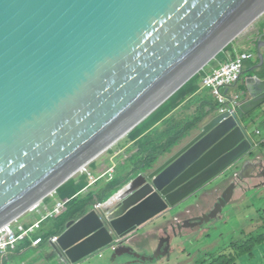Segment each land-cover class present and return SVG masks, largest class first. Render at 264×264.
I'll return each mask as SVG.
<instances>
[{
	"label": "water",
	"instance_id": "95a60500",
	"mask_svg": "<svg viewBox=\"0 0 264 264\" xmlns=\"http://www.w3.org/2000/svg\"><path fill=\"white\" fill-rule=\"evenodd\" d=\"M261 27L264 0H0V226L147 118L225 46ZM247 83L241 108L261 112L264 81ZM215 112L156 172L173 205L251 146L240 119ZM152 190L143 185L114 211L117 234L167 207L158 193L138 202ZM100 226L89 213L60 245L67 250ZM111 240L103 229L67 255L76 262Z\"/></svg>",
	"mask_w": 264,
	"mask_h": 264
},
{
	"label": "bare ground",
	"instance_id": "6f19581e",
	"mask_svg": "<svg viewBox=\"0 0 264 264\" xmlns=\"http://www.w3.org/2000/svg\"><path fill=\"white\" fill-rule=\"evenodd\" d=\"M263 45H264V43L257 44V55H258L259 59L261 60V65H262L261 68L264 69V54L261 51V49L264 48ZM225 48H226V46H225ZM224 49H222L219 53H221ZM217 55H215L210 61H208L197 73H199L206 65H208V63L211 62ZM253 57H254V55L252 53L243 52V53H241L240 56L233 58V59H229L228 62L222 64V66H220L218 69L213 70L212 73H210L209 75L201 77L200 86L203 89H209L211 91V94L215 98L218 106L212 105L211 109L206 114L200 115V118L197 119V121H195L188 129H186L183 132V134H180L177 145H175V147L172 150H170V151L164 153L162 156H160L159 160H157V163L153 166L154 169L150 173H148V175H146V177H143V179H142L143 180L142 182H144V184L149 183L152 186L153 190L148 195L140 198L141 200H139L138 202H141L142 200L146 199L147 197H149L150 195H152L154 193H158L161 195V197H163V199L167 203V207L164 210L155 214L150 219L142 222L141 224L131 227L130 230L125 231L121 234H117L116 231L113 229V225H112L113 219L116 218V217L112 218L113 217L112 215L114 214V211L118 207L121 206V205H119V202L116 201L117 199L114 196H111L102 202L93 203V204L89 205L87 213L85 215H83L82 217H80L79 219L71 221V222H73L72 225H74L75 223L80 221L82 218L87 216L89 213L95 212L96 215L98 216V218L100 219V221L102 222V226H100L99 229H97L96 231L92 232L84 240H86L87 238H89L91 236H94L95 234H97L98 232H100L103 229H105L109 233L112 240L108 244L98 248V250L92 252L88 256H85L76 262L72 261L70 256L67 255V251L69 249L73 248L74 246L78 245L79 243L83 242L84 240L80 241L79 243H77L76 245H74L73 247H71L67 250L63 249L62 246L60 245V242H59L60 238L70 229V227L72 225L69 226V224H68V229L64 232V234L62 233L59 236H54V235L50 236V238L47 240V242L44 239V236L41 235L42 224L49 218L58 217L59 215H61L64 211L66 204H67V202L65 200L59 199V198H57L56 200L53 199L54 201L52 200V203L50 204L47 202V198L52 197V194L54 191H56L61 185H63L70 178L74 177L77 173H81L83 171H86V168L94 160H96L98 157L102 156L109 149H111L113 146H115L122 139V137L127 135V133L130 130H132L141 121L146 119V118H144L140 122H138L136 125H134L126 133H124L120 137H118V140L112 146H110L108 149L103 151L99 156H97L95 159L90 161L87 165L83 166L77 173H74L72 176H70L68 179H66L64 182H62L60 185H58L57 187H54L49 192V194H47L44 198H42L39 202H37L33 206L32 210H34V220L30 221L29 231L27 233L25 243L31 242L32 246L36 248V247H40L43 243L46 242L49 244L50 247L53 248L54 252H56L62 258V260L64 262L63 264H77L80 261H82L83 259L97 253L98 251H101L107 247H110L112 244H115L116 241H121L123 238H125L130 233L136 231L139 226L150 221L151 219H153L155 217L157 218V217L164 216L165 213L169 209L177 208L186 199V197H190L191 195L200 191L205 186L211 185L212 182H214L215 180H219V182L217 184H213V186H216V187L217 186L220 187L221 184L226 183V182L230 183V184L222 192V194L218 197V201L216 202L214 208L211 209L209 212L202 214L201 216L197 217L194 221H191L190 219H186L183 224H180L179 222H177L176 226L178 227V230L180 232L182 230V227H194L197 225H202L205 222L215 220L219 216L222 217L223 216L222 213H223L224 209L228 205L232 204L233 202H236V200H234V197H236L237 190L241 186L240 183H242L243 181H247L248 179L264 178V150L258 148L263 143H257L256 144L257 141H255L253 139V136L255 133L256 134L260 133V131L258 129L259 124L257 123L256 120H257V117L260 116L262 111L255 113V114H253V111H252V112L246 114V113H244V110H242V108H241V106H243L248 101V90H247L248 83H247V81L249 79H255V80L259 79V80L264 81V71L261 72V68L259 66H256V69L260 68V71L256 75H250L249 71H245L246 62L253 59ZM197 73H195L193 76H195ZM232 87H237V88L240 87V89L242 90L241 95L240 94L239 95L230 94L229 91ZM169 99H167L165 102H167ZM251 99L252 98H250V100ZM162 105H160L156 110H158ZM213 109L216 110L215 115L228 114L226 117H223L222 120H225L228 116H233V117H236L237 119H240L244 125L243 129H245L244 130L245 140H248L251 146H250L249 150H247L241 158H239L237 161H234L232 164H230L227 168H225L218 175H215L214 177H212L211 179L206 181L201 186H198L193 191H191L190 193L185 195L181 200L177 201L176 204L173 205L167 199L166 194H162V190L158 189V187L156 186L154 181L157 180V177L160 174V173L156 174V172L161 166H163L166 162H168L171 158H173L179 152L180 148H182L185 144H187L192 139V137H194L197 133H199V130H194L189 135V132L192 130V128H194L195 124L200 122L203 118H206ZM262 109L264 111V104L262 106ZM156 110H154L149 116H151ZM247 115L250 117L247 119V121L244 124V118ZM239 125L240 124H238V126ZM250 129H254L252 133H249ZM184 141H187V142L180 147L179 143L181 144ZM256 145L258 147H256ZM252 172H253V175H251ZM151 175H153L152 178H150ZM261 185L264 186V184H261ZM258 187H259V185L256 186L252 190L258 189ZM241 188H242V186H241ZM252 190H250V191H252ZM132 206H130L129 208H131ZM129 208H127V210ZM110 209L111 210L115 209V210L114 211H108ZM124 213H125V211L122 214H124ZM166 221H168V223H167V224H169L168 226L171 227V229L173 230V226H174L173 221H170V220H166ZM187 221H189L188 225H186ZM164 224L166 225V223H164ZM99 244H100V242H99ZM79 254H80V256H82V254H83L82 249L79 250Z\"/></svg>",
	"mask_w": 264,
	"mask_h": 264
},
{
	"label": "rangeland",
	"instance_id": "374dc122",
	"mask_svg": "<svg viewBox=\"0 0 264 264\" xmlns=\"http://www.w3.org/2000/svg\"><path fill=\"white\" fill-rule=\"evenodd\" d=\"M253 32L255 30L244 34L241 38L243 41L240 42V45L242 48H247L248 45L254 52H257V44L255 42L244 40ZM201 94L202 96L209 97L207 90ZM149 126L150 124L143 128L148 129ZM164 127L166 129L161 126V135L159 133L157 135L158 137H161L162 132H166L167 129L172 131V127H175L173 125V118L169 119ZM138 145L142 152H138L135 148H129L128 150L130 153L136 154V160L142 158L141 154L143 153L148 154L142 155L143 157L152 154L148 150H152V152L156 151L155 146L160 145V140L153 145H149L146 140H143L141 143L139 141ZM162 153L157 151L156 154H160L157 160L162 156ZM120 160L121 158L118 157L116 162ZM112 174L115 176L116 171ZM146 175H148V172L143 175L141 171H137L133 173V178L127 179L125 187L123 186L121 189L134 184L133 191L135 187L136 190L124 194L123 197L125 200L143 185H146L144 182L138 184V180L143 179ZM218 182L219 180H215L211 185L217 184ZM261 184H264V178L243 181L240 183L242 190H237L236 197H234L236 202H233L224 209L222 217L219 216L217 219L205 222L202 225L182 227L183 231L181 230L179 232L181 234L177 235V222L182 224L186 219L194 221L197 217L214 208L218 201L216 187H211V185L205 186L190 197H186L177 208L169 209L164 216L151 219L135 231L142 238L138 242V245L146 247L143 250L136 247V244H134L136 248L133 251L125 249L126 247H115L114 250L107 251L105 259L98 256L96 259L93 258L91 262L84 264H211L213 260L222 254H227L226 256L234 254L243 243L264 232V189H262L264 186ZM258 185L260 190H252ZM217 188L219 187L217 186ZM108 211L114 210L110 209ZM24 217L31 218V213H26L21 219ZM166 220L173 221V233L164 229ZM155 240V246L148 249V245L154 243ZM164 244L167 245L165 246ZM112 247L113 245L109 249H112ZM45 249V253L49 254V248ZM35 253L36 251L32 250L29 256H34ZM22 254L23 250L14 256V258L20 261ZM11 259L13 258L7 259L6 263H9ZM33 264L41 263L35 262ZM238 264H243L240 258Z\"/></svg>",
	"mask_w": 264,
	"mask_h": 264
},
{
	"label": "crops",
	"instance_id": "0c3cea01",
	"mask_svg": "<svg viewBox=\"0 0 264 264\" xmlns=\"http://www.w3.org/2000/svg\"><path fill=\"white\" fill-rule=\"evenodd\" d=\"M260 35H263V37H264V27L258 28L255 30V32L249 34V36H247L246 40L250 41V42H256ZM233 43H234V48L231 49L232 50L231 53L228 52L227 55L225 54L222 58L217 59L215 57L211 62L208 63L207 67L203 68V70L201 71V75L199 76V80L197 82L195 92H193L191 95L186 97V99L171 114L165 116V118L161 122H159L156 126H154L152 128L153 131L155 132V136H154L155 141H158V140L164 141L165 139H167V137H170L172 135L174 136V135H178V134H183V132L186 129H188L187 127L189 126V124H188V126H186L187 123L192 122V124H193L195 121H197V119L200 118V115L206 114L211 109L212 105L218 106L216 104L217 102H216L215 98L211 94V91L209 89H203L200 86L201 77L209 75L210 73H212L213 70L218 69L220 66H222V64L228 62L229 59L236 58V57L240 56L241 53H243V52H250L254 55L253 59L246 62L245 71H249L250 75H256L260 71V68L262 65H261V60L259 59V57L257 55V52H254L251 48H249L248 45H247V48H242V46L240 45V42H238V43L233 42ZM255 44H258V43H255ZM261 51L264 54V48H262ZM256 66H259L260 68L256 69ZM263 71H264V69L261 68V72H263ZM205 90L208 91L209 97L202 96L201 93ZM241 92H242V90L240 89V87H238V88L232 87L229 91V93L232 95H239V94L241 95ZM171 118H173V125H175V127H172V129H171L172 131L167 129L166 132H164V133L162 132L161 137H158L157 135L159 133L161 135V131H160L161 126H163V128H165L164 126L167 124V122ZM256 121L259 124L258 129H259L260 133H257V134L255 133L253 136V139L255 141H257L256 144L257 143H263V145H264V111L263 110H262L260 116L257 117ZM192 124H190V125H192ZM149 131L150 130H148L147 132H149ZM139 132H140V130L137 129L135 131H132L130 137H127L126 135L124 137H122V139L115 146H113L111 149H109L102 156H100L96 160H94L86 168V171H83L81 173H77L74 176V177H78L81 174H87L88 175L89 182H88L87 186L82 190V192L85 195L88 194L91 190H95V189L100 188L101 186L109 184L116 177L117 178L126 177L124 179L123 185L120 187L119 190H117L118 192L117 191L113 192L109 196V197L114 196L117 199L116 201L119 202V205L123 204V201L125 200V198L123 197L124 194H128V193L132 192L133 188H134V186H133L134 184L131 185L130 187H126L124 189H121V188L123 186L125 187L127 179L133 178L132 176H133L134 172L141 171V169H137L135 167L137 162L131 160V159L136 157V154L130 153L128 156L125 153V152H128L129 148H135L138 151V149L140 147L138 145L139 141H137V140H139V137H140V136L137 137L139 135ZM146 133H144V134H146ZM186 142L187 141H184L181 144L179 143V146L181 147ZM256 147H258V146L256 145ZM258 148L261 149L260 147H258ZM139 151L142 152L141 149H139ZM118 157H120L121 160L116 162V159ZM129 159H130V161H129ZM135 160H136V158H135ZM153 169H154V167H153ZM115 171H116V175L114 176L112 173ZM151 171H149L148 173H150ZM143 175H144V173H143ZM251 175H253V172ZM227 185H228V183H227ZM211 187H216V186L211 185ZM220 187L226 188V184L223 183L220 185ZM262 189H264V188H262ZM57 190L53 192L52 197L47 198L48 203L51 204L52 200L53 199L56 200L57 198L64 199V200L69 198V197H66V198L60 197L59 192ZM135 190H136V187H135ZM256 190L258 191V190H260V188H258ZM216 192H219V189L217 187H216ZM87 211H88V208H87ZM31 220H34V210H32V212H31V218L24 217L23 219H20V221H22V223H24L25 226H28L30 224ZM73 220H76V219H71V220L67 221V223L64 227V230L61 232V234L62 233L64 234V232L68 229L69 222H71ZM148 222H146V223H148ZM44 223L42 224V231L46 230V226L44 227ZM146 223H144V224H146ZM165 223H166V225H164V229H168L169 232H172L173 230L171 229V227L168 226L169 225V224H167L168 222L165 221ZM139 227H138V229H139ZM48 230H50V226H49ZM45 232H47V230ZM61 234H59V235H61ZM59 235H54V236H59ZM140 239H142V238H140V236L134 231V232L130 233L129 235H127L125 238H123L121 241H116L115 244H112L113 245L112 249H109L110 247H107V248H105L101 251H98L97 253L83 259L82 261H80L77 264H84L87 262H91L93 258L96 259V257H98V256H101L103 259H105V256H106L105 254L107 253V251L114 250L115 247H121V248L126 247L125 249H129L131 251L135 250L136 247H139L141 250H143L146 247H141L140 245H138V242L140 241ZM155 243H156V240L154 243H150L148 245V249H151V247H154ZM134 244H136V247H134ZM171 246H172V241H171ZM45 248H49V254L45 253L46 252ZM32 250L36 251V253L34 256H29V254L31 253ZM30 259H31V261H30ZM15 260H17L16 264H33L35 262H39L41 264H63L64 263L62 258L56 252H54L53 248L50 247L48 243H43L40 247L35 248L29 242H26L24 244L23 254H22L21 260L20 261L18 259H15Z\"/></svg>",
	"mask_w": 264,
	"mask_h": 264
},
{
	"label": "trees",
	"instance_id": "16d2710c",
	"mask_svg": "<svg viewBox=\"0 0 264 264\" xmlns=\"http://www.w3.org/2000/svg\"><path fill=\"white\" fill-rule=\"evenodd\" d=\"M246 40V39H244ZM243 39H237L236 41H232L229 43L226 48L219 53L216 58H222L225 54L231 53L232 48H234L233 42H241ZM202 71V70H201ZM201 71L193 76L182 88L174 94L167 102H165L158 110H156L151 116L141 121L138 125H136L132 130L127 133V137H130L132 131L140 130L139 137L140 143L143 140H146L147 144L153 145L158 141L154 140L155 132L151 127L157 125L161 122L165 116L171 114L189 95H191L196 90V85L199 80V76L201 75ZM217 104V103H216ZM218 105V104H217ZM149 126L148 129L143 128ZM189 124V126H188ZM192 122L187 123L186 126L189 128ZM150 130L149 132H147ZM147 132V133H146ZM146 133V134H144ZM180 134L172 135L167 137L164 141L160 140V145L155 146L156 151L152 152L149 156L143 157L142 155H148L147 153H143L141 155L142 158L132 161L137 162L136 168L141 169L143 173H147L152 170L153 166L157 163L158 156L160 154H156L157 151L162 153V155L170 150H172L175 145L178 143ZM139 144V142H138ZM144 144V143H143ZM163 148V149H161ZM260 148L263 150L264 145L262 144ZM136 150V149H135ZM139 152V149H138ZM126 155L129 156L130 152H125ZM156 154V155H155ZM130 161V159H129ZM126 177L115 178L112 182L107 185L101 186L98 189L91 190L88 194H84L82 190L87 186L89 182V177L87 174H81L78 177H72L68 181H66L63 185L58 188V192L60 197L66 198L67 202L63 213L58 217L49 218L45 221L44 227L46 226L47 232L44 230L41 231V235L44 236V239L47 240L52 235H59L64 230V227L67 221L71 219H79L87 212V208L89 205L93 203H98L109 198L110 194L119 189ZM64 200V199H63ZM49 201V200H48ZM54 223V224H53ZM50 226V230L49 229ZM45 242V243H46ZM31 245L32 243L29 242ZM165 246L167 244H164ZM236 254H238L236 256ZM227 254H222L218 256L211 264H238V260L242 261L243 264H264V232L250 238L248 241L243 243L236 253L226 256Z\"/></svg>",
	"mask_w": 264,
	"mask_h": 264
},
{
	"label": "built area",
	"instance_id": "2783aa9c",
	"mask_svg": "<svg viewBox=\"0 0 264 264\" xmlns=\"http://www.w3.org/2000/svg\"><path fill=\"white\" fill-rule=\"evenodd\" d=\"M28 231L29 229H24L22 225L13 226L12 224H7L2 226L0 229V252L4 254L9 248L14 249L18 238L27 236ZM18 234L22 235L18 237Z\"/></svg>",
	"mask_w": 264,
	"mask_h": 264
},
{
	"label": "clouds",
	"instance_id": "9594fccd",
	"mask_svg": "<svg viewBox=\"0 0 264 264\" xmlns=\"http://www.w3.org/2000/svg\"><path fill=\"white\" fill-rule=\"evenodd\" d=\"M260 36H262V40L264 41L263 35H260ZM260 36H259V38H260ZM259 38L257 39V41L255 43L258 42ZM239 39H241V37ZM31 212H32V209L29 210L27 213H31ZM21 217L20 218H17V219H14V220H12V221H10V222L2 225V226H5L7 224H12L13 226L22 225L24 227V229L28 230L30 224L28 226H25L24 223H22V221H20ZM2 226H0V229H1ZM21 235L22 234H18L17 236L20 237ZM26 237L27 236H24L23 238H18V240L16 241V244H15V248L14 249L9 248L7 250V252L4 253V254H2L0 252V264H16L17 263V260H15L16 258H14V256H16L19 252H21L23 250ZM11 257L13 259H11L9 261V263H6V260L9 259V258H11Z\"/></svg>",
	"mask_w": 264,
	"mask_h": 264
},
{
	"label": "flooded vegetation",
	"instance_id": "af4514ba",
	"mask_svg": "<svg viewBox=\"0 0 264 264\" xmlns=\"http://www.w3.org/2000/svg\"><path fill=\"white\" fill-rule=\"evenodd\" d=\"M224 184H226V188H227V187L229 186L230 183H228V185H227V182L224 183ZM226 188L219 187V188H218V189H219V192H217V193H218L217 197L220 196V195L222 194V192H223ZM240 188H241V186L239 187L238 190H240ZM241 189H242V188H241ZM184 221H185V220H184ZM188 222H189V221L186 222V225H188ZM183 223H184V222H183ZM183 223H182V224H183ZM174 230H175V229H174ZM176 230L178 231V234H177V235H180L181 233H179V230H178V227H177V226H176ZM182 231H183V230H182ZM169 242H170V241H169Z\"/></svg>",
	"mask_w": 264,
	"mask_h": 264
}]
</instances>
